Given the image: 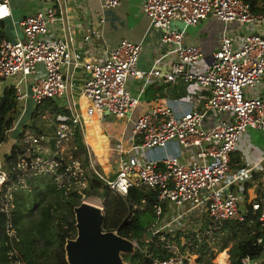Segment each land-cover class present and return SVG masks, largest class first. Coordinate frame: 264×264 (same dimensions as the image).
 <instances>
[{
    "label": "built area",
    "instance_id": "1",
    "mask_svg": "<svg viewBox=\"0 0 264 264\" xmlns=\"http://www.w3.org/2000/svg\"><path fill=\"white\" fill-rule=\"evenodd\" d=\"M120 3L104 0L105 7ZM0 11L2 21L11 16L9 0H0ZM143 11L150 25L162 31L165 48L150 70L138 68L141 41L122 39L115 47L106 46L103 17L99 27L86 26L83 40L90 57L87 50L72 45V38L58 36L56 26L66 24L62 0H51L22 18V38L1 41L0 91L14 87L20 111L15 125L5 133L7 140L26 114L30 99L43 117L53 114L54 131L47 137L26 128L20 142L23 149L16 148V161L8 158L12 149L7 154L3 151L7 140L0 144V212L9 215L15 206L14 193L27 187L28 177L38 174H50L58 188L74 187L81 195L94 179L124 197L132 189L150 190L158 200L150 209L156 219L150 226L152 237L132 239L144 253L141 262L191 264L197 254L183 226L192 216L204 217L206 222L201 231L193 232L196 238L207 237L211 242L225 223L244 222L249 213L251 219L264 222V197L252 200L249 210L242 211L240 195L233 189L235 179L230 178L231 155L244 134L249 128L264 131V10L254 11L249 0H144ZM210 17L223 27L218 48L206 57L201 46L186 44L185 36L188 26ZM173 21L182 22L184 29L174 28ZM162 64L168 71H162ZM71 65V73L77 69L83 73L81 85L72 77ZM132 79L140 81L136 94L130 89ZM179 79L209 94L201 96L203 102L195 98L152 107L130 121L152 81ZM83 97L92 102L84 112ZM208 114L218 120L207 122ZM94 115L131 122L129 148L120 141L112 174L97 170L94 148L84 137V121ZM78 136L84 142L81 153ZM170 144L176 146V153L154 155ZM172 224L177 228L165 232ZM11 227L9 223L8 231L14 234ZM157 236L170 253L164 258L147 253ZM243 263L257 264L249 257Z\"/></svg>",
    "mask_w": 264,
    "mask_h": 264
},
{
    "label": "trees",
    "instance_id": "2",
    "mask_svg": "<svg viewBox=\"0 0 264 264\" xmlns=\"http://www.w3.org/2000/svg\"><path fill=\"white\" fill-rule=\"evenodd\" d=\"M249 1L255 11L262 8L261 0ZM7 38L5 23L0 20V43ZM40 112V109L34 110L32 119L38 117ZM19 115L15 89L5 86L0 91V144L7 140L5 133L15 125ZM27 126L34 132L37 130L41 133L33 123ZM27 126L17 135L9 159L17 160L16 148L23 149L20 142ZM77 141L81 153L84 148L83 138L78 136ZM75 154L79 156L77 151ZM45 175L48 176L28 177L27 187H20L14 193L15 206L11 213L8 215L0 212V264H68L64 246L67 238H74L77 234L73 209L80 204L81 194L74 187L58 188L53 177L50 174ZM98 181L84 189L83 193L87 196L104 197V229L119 230L123 236L143 241L150 230L152 220L155 219L150 209L158 204L156 195L150 190L132 189L124 197L114 193L108 185L102 187L101 181ZM99 187H102L103 192H99ZM134 204L137 205L135 209L132 207ZM251 216L249 213L246 221L233 220L221 227V232H227L228 237L234 239L232 246L226 242L218 250V261L222 264H227L230 256L229 264H244L245 257H249L252 263L261 261L264 256V222L259 221L257 217L251 219ZM9 223L12 224L14 234L8 231ZM188 236L193 240L198 264H217L213 262L215 249L210 238L203 237L198 240L196 233ZM222 252H227L228 255ZM147 253H154L160 258L170 254L162 248L158 236L149 245ZM143 257L144 253L140 250L131 255H124V259L131 264H144L141 262Z\"/></svg>",
    "mask_w": 264,
    "mask_h": 264
},
{
    "label": "crops",
    "instance_id": "3",
    "mask_svg": "<svg viewBox=\"0 0 264 264\" xmlns=\"http://www.w3.org/2000/svg\"><path fill=\"white\" fill-rule=\"evenodd\" d=\"M49 1L51 0H9L12 14L3 20L7 39L22 38L24 35L19 24L20 20L35 13ZM120 1L119 6L105 7L104 0H62L66 24L61 25L59 23L55 29L56 34L65 38H72V45L81 48L83 51L87 50V56L90 57V49L83 40L86 26L99 27L100 19L103 17L105 21L102 26L103 42L106 46L109 48L115 47L122 39L141 41L142 52L138 68L150 70L159 53L165 51V48L161 45L162 31L150 25V19L143 11L144 0ZM261 1L260 6L262 8L258 11L264 10V0ZM172 26L184 29V24L180 21H173ZM222 27L223 24L213 17L196 25L188 26L186 28L185 43L201 46L206 57H210L219 46ZM96 56L97 54L92 58L95 59ZM161 69L164 72L168 71L165 64L161 65ZM71 74L74 79H77V84L81 85L83 73L77 69ZM139 83L140 81L133 79L130 81V89L135 94L139 92ZM208 94V91L201 89L195 83H188L183 79H179L175 83H165L160 80L152 81L141 95L140 103L133 110L130 121L132 122L152 107L165 105L171 101H191L195 98V101L200 98L203 102L205 99L201 96ZM205 120L215 122L218 117L208 114ZM27 125L26 123L25 126ZM18 126L11 133L13 138L10 145L4 144L3 151L5 154L12 149L17 135L22 130H18ZM128 137L130 138V135ZM175 147L174 144H170L165 150L155 151L154 155L161 157L165 154H172L176 151ZM127 148H129V144H127ZM231 164L230 178L235 179L233 189L240 195L241 210L247 211L252 200L264 197V131L249 128L237 149L232 153Z\"/></svg>",
    "mask_w": 264,
    "mask_h": 264
},
{
    "label": "rangeland",
    "instance_id": "4",
    "mask_svg": "<svg viewBox=\"0 0 264 264\" xmlns=\"http://www.w3.org/2000/svg\"><path fill=\"white\" fill-rule=\"evenodd\" d=\"M81 103L83 106L82 109L83 112L87 110V107L92 105L91 100L85 97L81 98ZM35 107L36 104L30 99L27 103V112L26 114L23 115V117L19 121L18 130L23 129L26 123L29 125L33 123L35 127H37L42 133H44L45 135H47V137H49L50 135L53 134L54 131L53 114L51 112L45 113L46 114L45 117L39 114L38 117L32 119V114L33 111L35 110ZM19 117L20 115L16 119L18 120ZM98 120L99 121H97L96 123H94L92 120L84 121V125H85L84 137L94 148V153L97 156L99 163V165L96 166L97 170L100 173L112 174L116 157L120 150V147L118 146L122 142L124 148L127 147L126 145L128 143V138H129L128 135H130L131 123L127 122V120H117L109 117H105L102 119L98 118ZM29 128L32 129L31 127ZM12 138L13 137L10 136L8 140L5 142V144L10 145L11 143L10 141L12 140ZM16 141L17 140H15L14 144L16 143ZM36 176L46 177L48 175L38 174ZM95 183H98L97 179H94L92 184L94 185ZM84 195H81V201L85 199L88 200V202L99 204L100 206L104 207V197H101L100 195H90V196H87L86 194ZM133 208H135V206ZM155 220L156 219L152 220L151 225L155 222ZM168 220L169 219L167 218V221ZM205 223L206 222L204 220V217L192 216L190 219H188V221L185 222L183 229H185L187 235H191L193 232L201 231V227ZM175 228L177 227L174 224H172L170 225V227L166 228L165 232L172 231ZM178 232L183 233V231H178ZM228 235L229 234H227V232H221L218 234V236H215V241L212 242L214 243V249H215V257L213 258L214 263L222 264L221 262L218 261L219 248L226 242L230 246H232V244L234 243L233 241L234 239H230ZM222 253L228 255V253L226 252H222ZM197 259H198V254L194 256L193 260L191 261V264H198ZM230 259L231 256L227 259V264H229ZM257 264H264V256L261 258V261H259V263Z\"/></svg>",
    "mask_w": 264,
    "mask_h": 264
},
{
    "label": "water",
    "instance_id": "5",
    "mask_svg": "<svg viewBox=\"0 0 264 264\" xmlns=\"http://www.w3.org/2000/svg\"><path fill=\"white\" fill-rule=\"evenodd\" d=\"M72 70L73 65L70 66ZM73 211L77 234L65 242L68 264H131L124 255L134 254L136 244L119 230L104 229V207L82 200ZM147 236L152 237L150 230Z\"/></svg>",
    "mask_w": 264,
    "mask_h": 264
},
{
    "label": "bare ground",
    "instance_id": "6",
    "mask_svg": "<svg viewBox=\"0 0 264 264\" xmlns=\"http://www.w3.org/2000/svg\"><path fill=\"white\" fill-rule=\"evenodd\" d=\"M91 118H92L91 120H92L94 123H96L97 121H99L97 115H94V116H92ZM110 126H111V125H110ZM107 127H108V126H107ZM111 127H112V126H111ZM118 128H119V126H118ZM110 129H111V128H110ZM113 130H114V129H113ZM119 130H120V129H119ZM108 132H109V131H108ZM115 132H116V131H115ZM121 132H122V131H121ZM112 133H113V132H112Z\"/></svg>",
    "mask_w": 264,
    "mask_h": 264
},
{
    "label": "snow or ice",
    "instance_id": "7",
    "mask_svg": "<svg viewBox=\"0 0 264 264\" xmlns=\"http://www.w3.org/2000/svg\"><path fill=\"white\" fill-rule=\"evenodd\" d=\"M3 14V12L2 11H0V15H2Z\"/></svg>",
    "mask_w": 264,
    "mask_h": 264
}]
</instances>
